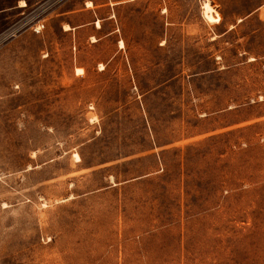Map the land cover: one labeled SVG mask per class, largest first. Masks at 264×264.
Instances as JSON below:
<instances>
[{"label":"rangeland","instance_id":"374dc122","mask_svg":"<svg viewBox=\"0 0 264 264\" xmlns=\"http://www.w3.org/2000/svg\"><path fill=\"white\" fill-rule=\"evenodd\" d=\"M18 1L0 264H264V0H124L75 45L62 0Z\"/></svg>","mask_w":264,"mask_h":264},{"label":"crops","instance_id":"0c3cea01","mask_svg":"<svg viewBox=\"0 0 264 264\" xmlns=\"http://www.w3.org/2000/svg\"><path fill=\"white\" fill-rule=\"evenodd\" d=\"M22 1L19 0L18 3ZM25 6H19L17 8H25L30 6L28 0H23ZM90 2L91 5H87ZM124 0H62L57 4L52 13H55L62 31L69 35L70 44L81 43V35L86 32L84 41H90L91 43H98L103 37L100 33V22L103 23V19L100 17V11L102 9H111L114 11V6L124 4ZM34 3V2H33ZM32 6V5H31ZM113 15L110 12L107 14L104 20L112 19ZM97 22L99 26L97 27ZM114 31H111V34Z\"/></svg>","mask_w":264,"mask_h":264},{"label":"bare ground","instance_id":"6f19581e","mask_svg":"<svg viewBox=\"0 0 264 264\" xmlns=\"http://www.w3.org/2000/svg\"><path fill=\"white\" fill-rule=\"evenodd\" d=\"M22 5H24V4H22ZM87 5L89 6V5H91V3L90 2H88L87 3ZM203 10H204V15H205V17L207 18V19H210L211 20V18H212V16H211V8H210V6L207 4V3H204L203 4ZM99 26V24H98V22H97V27ZM120 44L121 45H123V43L122 42H120ZM81 74V73H80Z\"/></svg>","mask_w":264,"mask_h":264},{"label":"snow or ice","instance_id":"6c2138e0","mask_svg":"<svg viewBox=\"0 0 264 264\" xmlns=\"http://www.w3.org/2000/svg\"><path fill=\"white\" fill-rule=\"evenodd\" d=\"M22 2H23V0H22ZM123 46V45H122Z\"/></svg>","mask_w":264,"mask_h":264}]
</instances>
